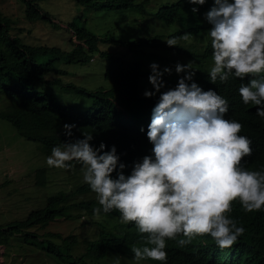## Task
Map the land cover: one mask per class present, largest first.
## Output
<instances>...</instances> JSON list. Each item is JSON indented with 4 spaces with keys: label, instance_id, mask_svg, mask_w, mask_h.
I'll list each match as a JSON object with an SVG mask.
<instances>
[{
    "label": "trees",
    "instance_id": "16d2710c",
    "mask_svg": "<svg viewBox=\"0 0 264 264\" xmlns=\"http://www.w3.org/2000/svg\"><path fill=\"white\" fill-rule=\"evenodd\" d=\"M19 1L24 6L25 17L29 22L52 23L50 14L43 12L41 3L44 0ZM72 1L79 15L69 26L76 40L71 39L68 50L60 47H34L24 43L21 39L25 34L24 29L15 27V19L0 11V119L9 122L23 138L41 145L47 156L51 155L53 147L62 142H75L83 139L84 135H91L93 148H98L101 143L107 146L105 151H109L112 146L116 147L120 162L127 165L125 175H129L134 162L151 155L153 145L148 141L147 131L152 110L160 99V94L146 98L142 92V78L151 75L145 70V65L148 62H164L168 66L166 61L172 59L174 63L170 66L173 68L176 66L173 53L185 58L205 60L213 57V49L208 45L198 51L183 46L169 47L160 40L162 36H149L130 42L107 38L114 44L127 47L129 51L125 54L102 50L99 43L105 39L90 30L94 19L91 23L89 14L94 15L91 12L96 10H119V21H122V16L127 18L134 10H142L148 1L141 4L136 3V0ZM161 5L157 18L169 26H180L170 38L181 37L187 32L201 39V31L205 30L208 23L204 18L205 13L212 7V0H206L203 6L192 5L188 0H175ZM74 7L66 9L72 12ZM192 7H198V13L193 14ZM129 29L134 28L131 26ZM147 51L152 53L144 59ZM97 55L108 60L104 76L111 81V88L88 90L73 85L64 87L60 78H53V75L64 74L58 66H54L58 60L87 64ZM208 73L199 70L194 80L200 82L204 91H216L228 101L229 112L225 118L240 122L243 127L239 135L243 133V136L251 140L252 153L242 160L243 168L264 172V119L256 115L255 105H244L239 95L241 84H247L249 79L264 81V73L244 80L230 78L226 84L217 81L215 85L209 82ZM172 75L174 72L166 75L164 82L169 83ZM57 85L93 101L92 107L82 110L77 105L63 104L57 98L58 92H55ZM65 124L76 126L70 139L64 134ZM81 173L70 192H61L50 198L44 208L33 211L24 220L7 226L0 225V247H7L16 235L24 236L26 240L36 238L40 241L34 230L45 229L60 218H84L88 228L84 234L74 231L67 237L59 233L45 234L46 237L61 241L57 243L52 239L47 240V251L60 257L59 264H100V260L105 261L108 255L132 253L130 249L133 245L147 246V234L139 233L134 222L127 225V231L123 234L115 232L122 225L118 211L102 214L100 219L103 225L93 217L92 210L99 207L97 196L84 183ZM113 178H116V173H113ZM228 216L237 222V226L245 229L233 246L220 249L209 235H204L196 236L192 243L181 247L178 244V239L184 238L181 234L177 240L166 239L167 259L160 261V264H264V207L259 212L246 213L239 200H236ZM82 235L86 241L82 252L76 254L78 249H75L83 240ZM39 244L42 246L43 242Z\"/></svg>",
    "mask_w": 264,
    "mask_h": 264
},
{
    "label": "clouds",
    "instance_id": "9594fccd",
    "mask_svg": "<svg viewBox=\"0 0 264 264\" xmlns=\"http://www.w3.org/2000/svg\"><path fill=\"white\" fill-rule=\"evenodd\" d=\"M188 3L203 6L206 0ZM198 10L191 9L193 14ZM204 18L211 25V84L264 73V0H212ZM190 36L185 32L166 44L177 47L180 39L187 41ZM150 68L149 83L154 91L144 95L151 98L160 93L147 131L153 145L151 155L134 162L125 175L127 165L120 162L115 146L109 151L104 143L93 148V136L84 135L53 147L46 164L69 171L79 164L84 183L97 196L99 207L92 210L93 217L98 220L116 210L122 223L134 222L139 233L147 234V246L130 249L137 262L146 258L166 261V239L177 240L181 234V247L196 236L209 235L220 249L230 248L245 232L228 216L232 203L239 200L246 213L264 207V172L245 170L241 164L252 153L251 140L239 135L240 122L225 118L228 101L216 91H204L194 81L191 62L175 66L176 74L184 75L174 89L165 92H161L163 76L171 75L172 69L161 71L155 63ZM247 82L239 88L243 104L255 105L256 115L264 119V81ZM75 127L63 126L69 139ZM115 264H120V257Z\"/></svg>",
    "mask_w": 264,
    "mask_h": 264
},
{
    "label": "rangeland",
    "instance_id": "374dc122",
    "mask_svg": "<svg viewBox=\"0 0 264 264\" xmlns=\"http://www.w3.org/2000/svg\"><path fill=\"white\" fill-rule=\"evenodd\" d=\"M148 1L142 10L130 14L127 18L121 17L119 10L113 11H94L89 14L91 23L94 19L91 29L97 32L102 39L99 47L102 50H108L114 53L125 54L129 50L122 45L114 44L107 40L116 39L120 42L135 41L140 38L149 36H162L160 40L163 43L170 38L178 27L169 26L160 21L156 14L161 4L173 2L175 0H136V3ZM43 12L50 14V21L29 22L25 17L24 6L19 0H0V11L4 12L8 17L15 19V27H22L25 31L22 41L28 45L60 47L63 50L69 49L71 39H75L74 31L69 28L70 23L76 16L79 15L77 7L72 0H44L42 1ZM165 5V4H164ZM74 7L72 12H68L66 8ZM89 22V24H91ZM56 25V27H55ZM134 29H129V27ZM211 25L207 23L205 30L201 31V39L195 36H190L187 41L180 39L177 46H183L186 49H204L207 45H211L208 31ZM96 33V34H97ZM108 33V36H105ZM206 36V37H205ZM204 38V40H203ZM76 40V39H75ZM78 42V41H77ZM151 52L147 51L143 58ZM134 55V54H131ZM176 61V65H187L192 63V69L195 71V76L199 70L210 71L213 66V57L209 59H190L185 58L181 54L173 53L172 57ZM158 62L159 70L165 67L171 68L170 64L174 63L171 60ZM148 62L145 65V70L151 73ZM156 64V63H155ZM108 65V60L97 55L92 61L87 64L69 63L65 59H60L55 62L54 66H58L64 74L53 75V78H60L63 86H78L88 90L109 89L112 86L111 81H108L104 74ZM172 69L174 75L171 76V81L165 83V88L161 92L168 89H174L178 80L184 74L178 76L175 72V66ZM165 74L163 78H166ZM169 77V76H168ZM195 79V78H194ZM199 86L200 82L194 80ZM142 92L154 91L149 83V76L141 80ZM72 90L61 88L57 85L55 92H58L57 98L67 105H77L82 110H87L92 107L93 101L86 99L78 94L71 92ZM160 94L156 93L155 95ZM48 156L43 153L42 146L36 142L28 141L20 136L14 127L6 120L0 119V225L7 226L11 223L26 219L33 211L44 208L49 199L58 195L61 192H70L74 185L79 180V172L81 167L74 165L69 170L50 168L46 164ZM83 180V173L80 174ZM41 180L44 181L41 183ZM92 219V218H91ZM90 219V220H91ZM86 219L60 218L53 221L47 228L34 230L43 242L40 246L39 240L29 238L26 240L24 236L16 235L12 237L9 245L0 247V264H59L60 257L57 254L47 251V240L52 239L57 243H61L60 239L46 237L47 232L62 234L63 237L71 235L74 231L81 234L86 233L88 228L84 222ZM121 221V220H120ZM103 225L101 219L98 221ZM121 226L115 229L118 234H123L127 231V225L121 222ZM98 226V225H97ZM113 226V225H112ZM83 240L76 247V254L83 250L86 237L82 235ZM38 241V242H37ZM5 252L3 253V251ZM108 258L100 264H115L116 258L120 257V264H160V261L144 259L139 262L133 259V255L128 252L125 255L113 256L108 255Z\"/></svg>",
    "mask_w": 264,
    "mask_h": 264
},
{
    "label": "built area",
    "instance_id": "2783aa9c",
    "mask_svg": "<svg viewBox=\"0 0 264 264\" xmlns=\"http://www.w3.org/2000/svg\"><path fill=\"white\" fill-rule=\"evenodd\" d=\"M3 248V247H2ZM3 253H4V251H3Z\"/></svg>",
    "mask_w": 264,
    "mask_h": 264
}]
</instances>
